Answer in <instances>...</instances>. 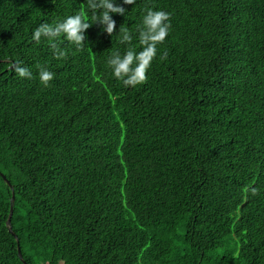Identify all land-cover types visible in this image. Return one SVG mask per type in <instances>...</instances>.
<instances>
[{"label":"trees","instance_id":"1","mask_svg":"<svg viewBox=\"0 0 264 264\" xmlns=\"http://www.w3.org/2000/svg\"><path fill=\"white\" fill-rule=\"evenodd\" d=\"M110 2L111 34L88 0H0V264H264V0ZM149 9L168 35L125 86ZM78 13L80 45L32 39Z\"/></svg>","mask_w":264,"mask_h":264},{"label":"clouds","instance_id":"2","mask_svg":"<svg viewBox=\"0 0 264 264\" xmlns=\"http://www.w3.org/2000/svg\"><path fill=\"white\" fill-rule=\"evenodd\" d=\"M135 0H124L125 4H133ZM88 9L92 10V19L99 20L107 24L106 31L111 34L114 30V22L110 19L109 13L124 14V9L114 7L110 0H88ZM103 9L102 13L97 16L96 10ZM91 25L84 22L83 13L67 16L62 22H57L55 26L42 24L34 30L32 39L39 41L42 36L55 38L64 34L66 39L80 45L83 39L82 32ZM170 27L169 14L162 10H147L142 20V26L139 27V40L143 50L135 53L132 50L127 51L123 56L114 52L108 59V65L112 69V75L118 80H122L125 86H135L145 80V73L150 62L156 56L157 44L162 43L168 35ZM122 40H129L127 29H121ZM58 55H63L62 52ZM163 58V57H162ZM135 65V66H133ZM20 77H31V72L27 68L16 67L14 69ZM39 79L42 84H47L53 79V73L42 69L39 73Z\"/></svg>","mask_w":264,"mask_h":264},{"label":"water","instance_id":"3","mask_svg":"<svg viewBox=\"0 0 264 264\" xmlns=\"http://www.w3.org/2000/svg\"><path fill=\"white\" fill-rule=\"evenodd\" d=\"M8 181V180H7ZM13 203H14V196H13V199H12V204H11V211H10V215H9V219L7 221V224L9 226V230L12 232V227H11V219H12V215H13ZM19 248V257L22 259V253L20 251V247Z\"/></svg>","mask_w":264,"mask_h":264}]
</instances>
